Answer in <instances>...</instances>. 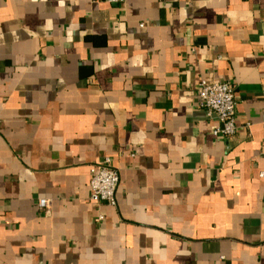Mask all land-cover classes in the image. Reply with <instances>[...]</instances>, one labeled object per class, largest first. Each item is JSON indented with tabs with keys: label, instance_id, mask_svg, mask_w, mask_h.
I'll return each instance as SVG.
<instances>
[{
	"label": "crops",
	"instance_id": "obj_1",
	"mask_svg": "<svg viewBox=\"0 0 264 264\" xmlns=\"http://www.w3.org/2000/svg\"><path fill=\"white\" fill-rule=\"evenodd\" d=\"M263 150L264 0H0V264H264Z\"/></svg>",
	"mask_w": 264,
	"mask_h": 264
},
{
	"label": "built area",
	"instance_id": "obj_2",
	"mask_svg": "<svg viewBox=\"0 0 264 264\" xmlns=\"http://www.w3.org/2000/svg\"><path fill=\"white\" fill-rule=\"evenodd\" d=\"M93 2H107L122 4L126 0H91ZM234 86L230 81L210 83L201 80L197 85L198 100L202 107L207 110L209 116H215L219 125L214 129L215 134L222 133L231 136L236 130V98ZM264 157V150H263ZM90 188L91 200L96 203H107L115 206L117 204V189L119 186V172L112 165L111 159L107 157L103 162L91 167ZM264 177V171L260 173ZM41 209L49 208L48 199H40ZM104 215H99L98 220H103ZM222 259L225 257L222 256Z\"/></svg>",
	"mask_w": 264,
	"mask_h": 264
}]
</instances>
